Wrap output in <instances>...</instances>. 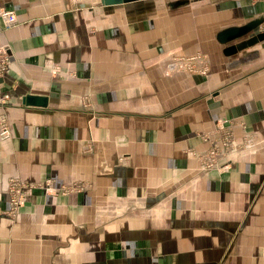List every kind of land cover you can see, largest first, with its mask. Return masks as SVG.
<instances>
[{"label": "crops", "instance_id": "0c3cea01", "mask_svg": "<svg viewBox=\"0 0 264 264\" xmlns=\"http://www.w3.org/2000/svg\"><path fill=\"white\" fill-rule=\"evenodd\" d=\"M0 7L17 16L0 32L10 54L0 114L12 130L0 138V264H264V0ZM197 50L208 76L163 72L171 52ZM219 117L238 142L253 139L222 160L224 173L194 155ZM10 177L88 186L36 191L13 219Z\"/></svg>", "mask_w": 264, "mask_h": 264}, {"label": "rangeland", "instance_id": "374dc122", "mask_svg": "<svg viewBox=\"0 0 264 264\" xmlns=\"http://www.w3.org/2000/svg\"><path fill=\"white\" fill-rule=\"evenodd\" d=\"M193 6V5H192ZM192 6H189L186 8V10L193 9ZM183 10V9H181ZM173 61V62H172ZM162 69L165 74L168 76L177 74V73H187V74H194V75H200V76H208L211 73V63L209 56L206 52L202 50H197L195 52H171L167 59L163 61L162 63ZM60 69L56 68V72ZM55 71V68H54ZM9 96L3 95L0 100H6ZM86 104L91 105L92 100L90 98H86ZM230 118L227 117H219L216 119L214 126L211 130L203 131L200 133V138L203 140L207 145V149L203 152H194V155L200 162L201 166L206 169H212L217 170L220 173H224L230 168L228 167V163H223L222 160L225 159L227 156H229L231 153H226L225 150V142L228 139L229 132H220L217 134L215 132V128L217 124L221 120H229ZM231 120V119H230ZM199 134V133H198ZM216 135H221L220 138H216ZM233 136L236 138L235 135V126L233 127ZM8 139V138H7ZM237 140V139H236ZM212 141L218 142L219 149L217 150V155L214 160H209L207 156H205V152H207L210 149V146L212 144ZM91 147H88V150H90ZM240 149V148H238ZM220 168H225L224 170H220ZM12 178L10 177L8 180V199H9V208L7 210V214L10 218H16L18 214L20 213L21 208L23 205L28 201L29 198H31L34 195V192L36 191H42L45 193V195H69L72 193H78L84 191L88 184L86 182H72L69 184H56L54 179L51 178V180L54 182L55 185V192H48L47 189L44 187L45 181L49 178H45L41 181L37 182H30L25 181L22 178V182L24 185L20 190L15 189L12 184ZM33 185V186H32ZM73 186L72 188H75L73 190L65 191V188L67 186ZM19 192L20 195H23L25 197V201L23 205L20 206L18 210H14L11 206V200L14 197L15 193Z\"/></svg>", "mask_w": 264, "mask_h": 264}, {"label": "built area", "instance_id": "2783aa9c", "mask_svg": "<svg viewBox=\"0 0 264 264\" xmlns=\"http://www.w3.org/2000/svg\"><path fill=\"white\" fill-rule=\"evenodd\" d=\"M17 24V16L14 10L6 9L3 7H0V32L6 31L11 29ZM264 27V25H263ZM173 62V61H172ZM10 64V54L8 51V48L6 45H4L0 40V79L7 73L8 66ZM243 125V124H242ZM236 126V123L233 120H221L216 128L215 132L219 134L220 132H229V136L227 141L225 142V150L226 153H231L238 148H248L252 144V136H247L244 138L241 142H238L236 138L233 136V127ZM12 137V130L9 123V120L5 113L0 114V138L1 139H7ZM217 139L221 137V135L215 136ZM218 142L212 141V144L210 146V149L205 152V156L209 158V160H214L217 155ZM230 168V163L227 164ZM225 169V168H224ZM223 168H220V170H224ZM12 184L15 189L20 190L24 183L19 177L12 178ZM33 186V185H32ZM44 187L47 189L48 192H55V185L54 182L51 180V178L47 179L45 181ZM73 186H67L65 188V191L73 190L75 188H72ZM25 201V197L23 195H20L19 192L15 193L14 197L11 200V206L14 210H18L21 205H23Z\"/></svg>", "mask_w": 264, "mask_h": 264}, {"label": "water", "instance_id": "95a60500", "mask_svg": "<svg viewBox=\"0 0 264 264\" xmlns=\"http://www.w3.org/2000/svg\"><path fill=\"white\" fill-rule=\"evenodd\" d=\"M131 1H136V0H102V3L105 5H113V4H121V3H125V2H131ZM264 21V19H263ZM263 21H257L254 22L253 24H257L260 25L263 23ZM251 26H246V27H234V28H228L222 32H220L218 34V38L220 41L225 42L227 40H230L232 38L238 37L240 35H242L246 30H248ZM264 35V33L262 34ZM258 37H262L261 35H258ZM252 41H256L255 37H252L250 40H248L247 42H242L241 44H239L238 46L241 45H245L247 43H252ZM27 103L28 102H36L39 101L38 98L29 96L27 98L24 99Z\"/></svg>", "mask_w": 264, "mask_h": 264}]
</instances>
